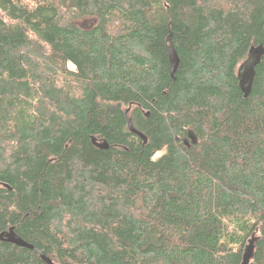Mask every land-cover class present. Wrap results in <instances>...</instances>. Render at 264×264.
<instances>
[{"label":"trees","instance_id":"trees-1","mask_svg":"<svg viewBox=\"0 0 264 264\" xmlns=\"http://www.w3.org/2000/svg\"><path fill=\"white\" fill-rule=\"evenodd\" d=\"M257 45L264 0H0V264H264Z\"/></svg>","mask_w":264,"mask_h":264},{"label":"water","instance_id":"water-1","mask_svg":"<svg viewBox=\"0 0 264 264\" xmlns=\"http://www.w3.org/2000/svg\"><path fill=\"white\" fill-rule=\"evenodd\" d=\"M263 56H264V47L262 45L251 47L248 50L245 59L237 67V79H238L239 87L243 92L244 97H246L251 90L255 76V67L257 66V64H259ZM128 126L131 131L135 132L137 135H139L141 138L144 139V137L133 128V126L130 123V119H128ZM188 138L192 143H196V137L192 133L188 134ZM186 144L188 143L186 142ZM101 146L104 148L107 147V145H101ZM0 240L11 242L17 246L33 248L32 245L26 243L18 235H16L13 232L12 228L9 229V231L6 234H0ZM253 240L254 238H251L248 244L246 245V248L244 249V252L242 254V260L240 264H248L249 261L251 260L254 249ZM39 255L42 258V260L45 261L47 264H52V262L47 257H45L43 252H39Z\"/></svg>","mask_w":264,"mask_h":264},{"label":"rangeland","instance_id":"rangeland-1","mask_svg":"<svg viewBox=\"0 0 264 264\" xmlns=\"http://www.w3.org/2000/svg\"><path fill=\"white\" fill-rule=\"evenodd\" d=\"M73 23L80 28L88 29L97 23V18L95 16L94 17L93 16L85 17V18H81L79 20H76ZM189 142H191L190 139H189Z\"/></svg>","mask_w":264,"mask_h":264},{"label":"bare ground","instance_id":"bare-ground-1","mask_svg":"<svg viewBox=\"0 0 264 264\" xmlns=\"http://www.w3.org/2000/svg\"><path fill=\"white\" fill-rule=\"evenodd\" d=\"M188 139V141H189V138H187Z\"/></svg>","mask_w":264,"mask_h":264}]
</instances>
